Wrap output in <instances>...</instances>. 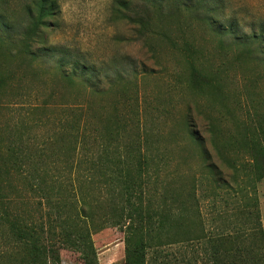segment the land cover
<instances>
[{"label":"rangeland","instance_id":"obj_1","mask_svg":"<svg viewBox=\"0 0 264 264\" xmlns=\"http://www.w3.org/2000/svg\"><path fill=\"white\" fill-rule=\"evenodd\" d=\"M114 1L59 0L61 14L44 30L53 52L45 56L35 47L37 61L18 47L0 50V78L6 79L0 153L7 158L10 145L24 160L23 174L11 175V198H19L23 216L37 218L43 215L42 193L28 190L24 176L34 186L44 181L52 195L75 193L78 209L89 215L100 264H125L122 226L113 225L111 216L98 230L104 214L122 205L117 167L111 165L109 178L101 171L105 147L142 169L143 204L156 207L165 195L169 203L177 193L195 195L207 220L217 219L206 226L216 232L227 221L233 222L229 228L241 226L242 197L217 189L208 166L216 165L237 193L247 182L242 141L264 115V0H207L204 6L189 0L178 9L167 3L152 9L146 34L113 13ZM66 56L93 65L97 86L65 79L58 63ZM197 74L203 91L194 86ZM72 125L82 128L74 132ZM72 131L75 137L68 136ZM59 145H91L93 157L69 160ZM258 195L264 229V182ZM5 249L0 239V252ZM60 264L82 262L62 250Z\"/></svg>","mask_w":264,"mask_h":264},{"label":"trees","instance_id":"obj_2","mask_svg":"<svg viewBox=\"0 0 264 264\" xmlns=\"http://www.w3.org/2000/svg\"><path fill=\"white\" fill-rule=\"evenodd\" d=\"M139 1L144 5L143 9L132 7L133 3L129 0H115L112 10L119 19L135 24L142 33H147L152 9H162L167 3L172 4L174 9L187 8L189 0ZM206 3L207 0H200L198 5L204 6ZM60 14L59 0H0V50L18 47L25 57L37 61L38 55L34 48L38 47L40 52L48 56L46 52H53V49L48 48L44 30L50 28ZM58 64V71L68 81L79 78L91 89L97 86L99 76L89 62L66 56ZM5 82L6 79L0 78V109L3 106L1 90ZM203 83L197 74L194 86L203 91ZM72 127L74 132L82 128ZM249 128L248 135L242 141V149L248 157L242 163L247 182L239 187L237 193L233 185L221 179L216 165L208 166L214 174L217 189L239 193L242 197L241 226L229 228L228 225L233 222L228 224L225 219L227 227L223 224L216 232L209 231L206 226L209 223L216 224L217 219L213 217L207 220L195 195L177 193L176 197L171 198L172 203L168 202L169 196L165 195L156 207L143 204L142 169L122 159L118 151L110 153L103 145L102 157L107 159V163L101 171L109 178L111 165L117 167L120 178L116 181L121 186L118 197L122 205L104 214V223L98 226V230L108 224L111 216L115 219L113 225L122 226L125 234V264H264V229L258 195V184L264 182V115H259ZM73 131L68 132L69 137H75ZM194 138L202 148L204 159L210 161L204 145L199 138ZM59 146L64 149L69 160L79 157L87 161L93 157L91 145H81V148L78 145ZM7 149V158L0 153V239L6 247L0 252V264H60L62 250L77 253L82 264H100L92 238L93 230L87 222L89 215L78 209L75 193L66 198L61 191L52 195V190L44 181V184L40 182L34 186L24 176L28 190L37 188L42 193L44 201L39 203L42 208H38L43 215L34 218L18 212L19 198H11L12 193H16L11 175L13 171L23 174L24 160L14 148L12 151L10 145ZM232 160L226 157L225 161L233 166ZM142 162L146 161L139 160L138 165ZM235 183L237 185L236 180ZM175 245V251L168 250Z\"/></svg>","mask_w":264,"mask_h":264},{"label":"crops","instance_id":"obj_3","mask_svg":"<svg viewBox=\"0 0 264 264\" xmlns=\"http://www.w3.org/2000/svg\"><path fill=\"white\" fill-rule=\"evenodd\" d=\"M263 223H264V218H263Z\"/></svg>","mask_w":264,"mask_h":264}]
</instances>
